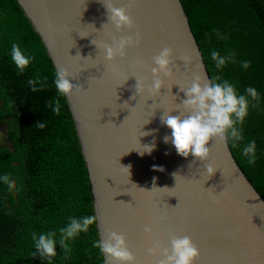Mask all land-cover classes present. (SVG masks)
I'll use <instances>...</instances> for the list:
<instances>
[{
    "label": "water",
    "instance_id": "1",
    "mask_svg": "<svg viewBox=\"0 0 264 264\" xmlns=\"http://www.w3.org/2000/svg\"><path fill=\"white\" fill-rule=\"evenodd\" d=\"M17 1L55 68H67L80 86L67 101L89 173L100 238L119 232L127 237L136 264H155L157 258L148 253L153 236L145 232L150 225L168 247L174 235L191 236L200 251L197 264H264V197L230 142L209 141L211 155L203 161L179 155L163 139L171 130L161 116L187 98L181 88L189 87L195 75L211 79L183 1L115 0L135 22L123 31L109 21L100 0ZM137 32L142 39L126 57L105 59L99 45ZM165 47L174 50V75L153 97L146 85L154 79L153 57ZM137 79L145 84L142 94ZM139 142L156 147L140 155L134 149ZM209 163L217 170L206 180L203 169Z\"/></svg>",
    "mask_w": 264,
    "mask_h": 264
},
{
    "label": "trees",
    "instance_id": "2",
    "mask_svg": "<svg viewBox=\"0 0 264 264\" xmlns=\"http://www.w3.org/2000/svg\"><path fill=\"white\" fill-rule=\"evenodd\" d=\"M182 1L211 76L220 71L240 92L248 86L259 92L258 107L250 108L243 125L244 140L240 147L230 145L264 197V0ZM214 29L228 39H218ZM13 42L35 55L22 74L9 55ZM213 49L221 54L234 50L235 62L217 70L210 58ZM243 60L251 61L247 70L241 66ZM55 70L18 1L0 0V121L10 116L7 134L12 143L0 148V175L9 174L19 189L10 193L0 182V264H103L104 256L93 246L100 239L97 222L70 241L69 255L57 245V255L50 261L33 256V233L58 230L69 217L95 215L89 173L67 98L60 97L59 115L47 107L57 95L52 83ZM37 74L48 77V87L33 92L27 80ZM38 121L45 127H37ZM252 139L257 143L254 166L240 150Z\"/></svg>",
    "mask_w": 264,
    "mask_h": 264
},
{
    "label": "clouds",
    "instance_id": "3",
    "mask_svg": "<svg viewBox=\"0 0 264 264\" xmlns=\"http://www.w3.org/2000/svg\"><path fill=\"white\" fill-rule=\"evenodd\" d=\"M100 2L106 6L109 21L115 25L117 30L123 31L125 28L129 30L133 28L135 22L133 17L128 14L126 7H117L115 0H108L107 3L105 0H100ZM213 31L218 39H228V35L219 29ZM141 39V34L137 32L135 36H121L118 40H113L111 44L104 43L99 47L104 50L106 60L115 61L117 57H126L128 48L137 46ZM92 42L96 44L94 40ZM9 55L21 74L35 60V55L22 48L17 42L12 43ZM173 56L174 50L171 47H165L153 57L156 66L151 68V72L154 79L146 85L147 91L153 97L160 94L161 89L166 84L165 78H172L174 75ZM210 58L214 62L215 68L221 70L229 62H235L236 52L230 50L221 54L220 51L213 49L210 52ZM187 59L184 58L185 61ZM240 63L245 70L251 65L250 60H243ZM70 78L74 77L67 68H57L54 71L52 83L57 95L48 100L47 107L56 115L61 112L60 97L68 98L80 88ZM47 81V76L41 77L37 74L34 78L27 80V85L33 92H36L47 88ZM126 81L127 79L123 83ZM137 90L140 94L145 91L143 81L138 80ZM181 91L185 92L187 98L177 108L165 110L161 116V122L171 130L170 136L165 135L163 138L165 143L171 142L181 156L188 157L191 155L203 161H207L211 155V150L208 147L211 140L230 142L233 147H240L244 140L243 125L249 115L250 108L258 107L260 96L257 88L248 86L243 92H240L235 83L225 79L221 72L217 71L215 75L211 76V79L207 74L195 75L190 86L181 88ZM174 112L176 114H173ZM36 126L43 128L45 124L43 121H38ZM141 135H149V133L142 132ZM139 145V148L134 149H137L140 155L151 154L156 147L154 142L144 145L139 142ZM240 150L247 163L254 166L257 161L256 140H249ZM123 168L130 173L129 167L123 166ZM154 168L163 171L160 166L154 165ZM216 170L214 165L206 164L203 169L207 177L206 180L215 175ZM174 175L177 179L178 174ZM156 179L153 178L154 185ZM0 182L7 186L10 193L19 191L16 182L7 173L0 175ZM154 187L169 189L167 187ZM96 222V215H86L79 218L73 216L69 217L68 222L59 227L58 230L33 233L31 238L36 250L33 256L38 254L43 259L50 261L52 257L57 255V245L62 247L66 256L69 255L72 250L70 241H74L81 233H87L90 226ZM145 232L153 236L152 247L148 249V253L157 258L155 264H197L200 251L191 236L174 235L171 240V247H168L156 238L153 226L146 225ZM93 246L98 248L104 256L103 264H136V256L129 247L127 237L119 232L110 231L106 238L101 237L93 241Z\"/></svg>",
    "mask_w": 264,
    "mask_h": 264
},
{
    "label": "flooded vegetation",
    "instance_id": "4",
    "mask_svg": "<svg viewBox=\"0 0 264 264\" xmlns=\"http://www.w3.org/2000/svg\"><path fill=\"white\" fill-rule=\"evenodd\" d=\"M1 104H2V102H0V107H1ZM9 119H10V116H6V118L4 120L0 121V130L1 129H4L5 138H6V134H7L6 133L7 132L6 130H7V125H8V120ZM0 134H1V132H0ZM4 146H9V145H6L5 140L3 141V143H0V148H2ZM10 148L13 149V147H10Z\"/></svg>",
    "mask_w": 264,
    "mask_h": 264
},
{
    "label": "rangeland",
    "instance_id": "5",
    "mask_svg": "<svg viewBox=\"0 0 264 264\" xmlns=\"http://www.w3.org/2000/svg\"><path fill=\"white\" fill-rule=\"evenodd\" d=\"M0 132H1V134H0V143H3V141L5 140L6 145H9V146L12 145V143H11L9 137H8V134H6V138H5L4 129H1Z\"/></svg>",
    "mask_w": 264,
    "mask_h": 264
}]
</instances>
